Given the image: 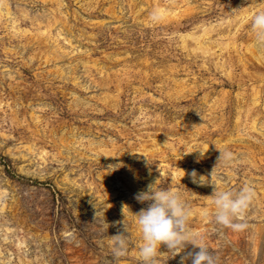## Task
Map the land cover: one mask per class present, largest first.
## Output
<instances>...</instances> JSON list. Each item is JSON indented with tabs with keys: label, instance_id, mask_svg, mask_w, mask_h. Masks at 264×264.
I'll return each mask as SVG.
<instances>
[{
	"label": "rangeland",
	"instance_id": "1",
	"mask_svg": "<svg viewBox=\"0 0 264 264\" xmlns=\"http://www.w3.org/2000/svg\"><path fill=\"white\" fill-rule=\"evenodd\" d=\"M259 12L264 0H0V264H145L134 195L154 182L180 194L216 264H264ZM211 184L253 189L243 230L201 215ZM194 250L161 246L150 264Z\"/></svg>",
	"mask_w": 264,
	"mask_h": 264
},
{
	"label": "clouds",
	"instance_id": "2",
	"mask_svg": "<svg viewBox=\"0 0 264 264\" xmlns=\"http://www.w3.org/2000/svg\"><path fill=\"white\" fill-rule=\"evenodd\" d=\"M251 27L256 32L257 41L264 43V12H259L253 17ZM232 158L233 154L230 151L219 150L218 162L230 161ZM190 176L193 183L202 184L200 178L203 176L197 178L195 170L190 173ZM155 185L156 182L151 183L147 185L146 190L134 195L138 202L147 203V207L135 213L136 224L143 240L139 248L141 259L145 264H150L161 246H166L169 251L178 255L182 251L176 252V249L184 250L188 244H191L195 250L181 256L179 264H188L189 261L190 264H216L215 256L209 251L200 235L189 231L187 221L192 212L180 194L171 188H157ZM211 185L214 186L210 195L214 210L209 212L208 209H204L201 215L206 219L211 218L217 225L231 228L234 231L243 230L246 224L235 221L242 216L254 198L253 189L243 186L238 192L221 191L215 184ZM124 207L122 206V212ZM114 223L122 225L116 234L111 235L113 256L119 258L127 252L128 232L123 221Z\"/></svg>",
	"mask_w": 264,
	"mask_h": 264
},
{
	"label": "bare ground",
	"instance_id": "3",
	"mask_svg": "<svg viewBox=\"0 0 264 264\" xmlns=\"http://www.w3.org/2000/svg\"><path fill=\"white\" fill-rule=\"evenodd\" d=\"M258 45V44H257ZM257 56V55H256Z\"/></svg>",
	"mask_w": 264,
	"mask_h": 264
}]
</instances>
